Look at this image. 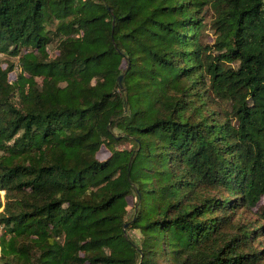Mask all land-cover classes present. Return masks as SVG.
Returning a JSON list of instances; mask_svg holds the SVG:
<instances>
[{
    "label": "trees",
    "instance_id": "1",
    "mask_svg": "<svg viewBox=\"0 0 264 264\" xmlns=\"http://www.w3.org/2000/svg\"><path fill=\"white\" fill-rule=\"evenodd\" d=\"M0 189V264H264V0H0Z\"/></svg>",
    "mask_w": 264,
    "mask_h": 264
},
{
    "label": "built area",
    "instance_id": "2",
    "mask_svg": "<svg viewBox=\"0 0 264 264\" xmlns=\"http://www.w3.org/2000/svg\"><path fill=\"white\" fill-rule=\"evenodd\" d=\"M5 205V191L0 189V212L3 211Z\"/></svg>",
    "mask_w": 264,
    "mask_h": 264
},
{
    "label": "rangeland",
    "instance_id": "3",
    "mask_svg": "<svg viewBox=\"0 0 264 264\" xmlns=\"http://www.w3.org/2000/svg\"><path fill=\"white\" fill-rule=\"evenodd\" d=\"M108 156H109V153H108L106 150L102 151V152L99 154V158H100L101 160H104V159L108 158ZM132 235L135 236V233H132Z\"/></svg>",
    "mask_w": 264,
    "mask_h": 264
},
{
    "label": "water",
    "instance_id": "4",
    "mask_svg": "<svg viewBox=\"0 0 264 264\" xmlns=\"http://www.w3.org/2000/svg\"><path fill=\"white\" fill-rule=\"evenodd\" d=\"M122 78H123V77H119V83H120V84L122 83Z\"/></svg>",
    "mask_w": 264,
    "mask_h": 264
},
{
    "label": "crops",
    "instance_id": "5",
    "mask_svg": "<svg viewBox=\"0 0 264 264\" xmlns=\"http://www.w3.org/2000/svg\"><path fill=\"white\" fill-rule=\"evenodd\" d=\"M0 254H1V248H0Z\"/></svg>",
    "mask_w": 264,
    "mask_h": 264
}]
</instances>
